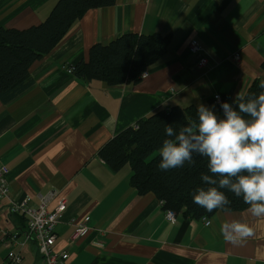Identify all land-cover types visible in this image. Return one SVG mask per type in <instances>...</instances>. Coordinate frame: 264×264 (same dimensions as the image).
I'll use <instances>...</instances> for the list:
<instances>
[{
  "label": "crops",
  "instance_id": "crops-1",
  "mask_svg": "<svg viewBox=\"0 0 264 264\" xmlns=\"http://www.w3.org/2000/svg\"><path fill=\"white\" fill-rule=\"evenodd\" d=\"M56 0H0V27L39 24ZM167 36L165 52L138 82L109 85L85 81L68 71L88 60L94 43L107 44L124 33ZM195 41L208 57L197 67L189 51ZM239 60L233 58L234 54ZM264 0H116L87 10L57 46L33 63V83L7 103L0 101V164L9 194L0 196V264H44L34 241L13 236L26 229L13 202L36 206L49 195L48 210L66 209L55 226L54 250L68 253L66 264H264V217L248 207L216 211L205 225L176 213L173 222L152 192L130 185L128 164L111 170L97 155L116 133L139 118L171 106L203 103L218 113L255 79H264ZM91 228L69 242L76 224ZM244 221L253 235L232 244L223 225Z\"/></svg>",
  "mask_w": 264,
  "mask_h": 264
},
{
  "label": "trees",
  "instance_id": "trees-1",
  "mask_svg": "<svg viewBox=\"0 0 264 264\" xmlns=\"http://www.w3.org/2000/svg\"><path fill=\"white\" fill-rule=\"evenodd\" d=\"M115 1L56 0L39 24L25 29L0 27V101L7 103L32 85L30 68L33 63L52 51L87 10L110 6ZM167 41V36L158 33H124L107 44L91 45L88 60L72 66L71 73L85 81L98 80L109 85L138 82L141 74L165 52ZM261 82L264 79L253 80L243 95L264 91L258 87ZM217 114L223 115L220 106ZM196 119L194 105L159 109L116 133L98 149L97 155L113 171L128 164L131 169L129 182L137 193L152 192L164 209L175 213L200 219L211 217L218 210L247 208L242 198L226 189L231 204L223 209L209 213L193 203L192 194L199 187H207L200 179L201 173L208 172L207 158L194 155L192 164L186 162L183 167L166 171L158 167L159 149L166 138L165 124L195 123Z\"/></svg>",
  "mask_w": 264,
  "mask_h": 264
},
{
  "label": "clouds",
  "instance_id": "clouds-1",
  "mask_svg": "<svg viewBox=\"0 0 264 264\" xmlns=\"http://www.w3.org/2000/svg\"><path fill=\"white\" fill-rule=\"evenodd\" d=\"M258 87L264 90V82ZM220 107L222 116L201 103L195 123L165 124L158 167L166 171L192 164L194 155L207 158L208 172L200 176L207 187L192 194L193 203L209 213L223 209L231 204L226 189L242 198L253 217H264V91L237 93L232 103L222 101ZM221 234L237 244L252 236L253 229L235 221L223 225Z\"/></svg>",
  "mask_w": 264,
  "mask_h": 264
},
{
  "label": "built area",
  "instance_id": "built-area-1",
  "mask_svg": "<svg viewBox=\"0 0 264 264\" xmlns=\"http://www.w3.org/2000/svg\"><path fill=\"white\" fill-rule=\"evenodd\" d=\"M188 49L193 54L199 56L196 64L198 68L207 65L208 57L195 41L189 43ZM233 58L239 60L240 56L236 53L233 55ZM68 71L71 72V67L68 68ZM145 74L146 71L141 74V77L145 76ZM213 99L215 102H222L220 94H215ZM7 172V168L0 164V196H7L9 194V186L5 179ZM49 195L42 196L39 204L34 207L27 205L26 200L13 202L11 204L10 211L12 213H21L26 220V229L24 232L13 236L12 239L13 242L21 246L29 241H34L44 264H66L68 253L64 250H54V244L57 237L55 226L61 214L66 209V202L61 201L53 210H48L47 204L50 198ZM164 213L165 218L168 221L173 222L175 220L176 213L171 209H165ZM201 219L204 221L205 225L209 224V218L202 217ZM91 227L89 219H83L80 223L76 224L74 232L69 237L68 241H77L84 236ZM7 260L11 264H19L21 262V256L18 253L9 251L7 253Z\"/></svg>",
  "mask_w": 264,
  "mask_h": 264
}]
</instances>
